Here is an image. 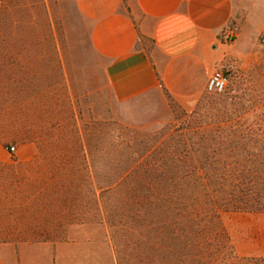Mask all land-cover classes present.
<instances>
[{"label":"rangeland","instance_id":"1","mask_svg":"<svg viewBox=\"0 0 264 264\" xmlns=\"http://www.w3.org/2000/svg\"><path fill=\"white\" fill-rule=\"evenodd\" d=\"M16 1L18 33L27 25L30 30L9 41L0 40V59L9 55L16 63L13 69L16 82L10 88L15 104L12 110H7L4 104L0 106V125L11 126L21 136L0 141V163H12V158L25 162L20 154L29 150L35 155L42 127L59 119L66 134L75 136L79 131L84 137L86 132L92 146L103 148L102 152L93 154L91 179L101 180L104 185L107 181L120 180L117 185L98 191L97 199L83 190L86 197L71 202L74 217H68L67 213L49 217L35 202L45 192L42 188L45 189L46 183L35 182L43 178L44 172L27 169L26 173L24 169H16L14 175L6 173L10 179L19 177L32 183L23 181L21 185L7 187L0 182V242L25 241L32 235L29 229L20 227L18 220L47 225L59 217L61 223L40 227L43 236L77 244L90 264H213L211 255L217 250L221 252L220 258L228 259L229 244L222 236L191 229L186 202L178 203L177 195L171 191L147 199L145 189L154 186L155 181L145 180L141 165L133 174L126 173L131 164L148 154H161L167 149L166 141L177 143L180 124L190 120L209 123L215 119L218 113L215 108H221L218 116L226 126L232 119L241 126L264 124V56L255 63L219 64L216 68L228 73L227 90L223 94L204 90L202 106L195 115H191L195 107L190 111L180 107L182 112L174 115L171 108V113H167L157 101L146 99L120 105L115 114L109 108L105 63L90 45L89 22L80 15L74 0ZM141 41L144 48H151L150 39L141 38ZM2 69L0 88L5 95L6 84L2 79L5 68ZM27 76L31 78L28 83L24 80ZM29 95L30 99L24 102ZM95 122H116L130 130H118L110 124L112 131L108 134L96 133ZM207 137L199 139V135L189 134L182 138L181 143L186 147H180L179 154L201 157L211 153L215 143ZM7 143L16 146L14 153L6 150ZM219 147L228 162L231 157L236 158L240 167L255 165L259 157L264 162V137L234 136L226 131ZM189 166L188 162L182 164L184 168ZM3 175L5 172L1 174L0 170V178ZM91 179H86L88 188ZM162 185L167 187L171 183L163 179ZM7 188L11 195L5 199L3 192ZM180 199L187 200L188 195H181ZM11 221L14 230L8 226ZM5 229L12 231L6 230L8 234L4 235ZM234 252L238 255L235 249Z\"/></svg>","mask_w":264,"mask_h":264},{"label":"crops","instance_id":"2","mask_svg":"<svg viewBox=\"0 0 264 264\" xmlns=\"http://www.w3.org/2000/svg\"><path fill=\"white\" fill-rule=\"evenodd\" d=\"M74 2L105 63L114 112L146 99L171 113L155 70L173 100L190 111L219 64L255 63L264 56V0H128L129 12L123 0ZM229 23L237 33L225 44L219 34ZM141 38L150 39V49ZM33 155L29 150L20 157ZM221 222L239 256L264 257V212H223ZM85 259L71 242H0V264H90Z\"/></svg>","mask_w":264,"mask_h":264},{"label":"trees","instance_id":"3","mask_svg":"<svg viewBox=\"0 0 264 264\" xmlns=\"http://www.w3.org/2000/svg\"><path fill=\"white\" fill-rule=\"evenodd\" d=\"M127 1L123 0V3L129 12ZM17 7L16 0H0V40L9 41L19 34L22 36L26 35L30 30V27L27 25L18 33L16 24ZM27 11L28 8H25V14H27ZM3 64L4 66H2ZM15 64L14 59L9 55L4 60L0 59V71L3 70V67L5 68L2 79L6 84L5 95H2L0 88V106L4 104L7 110H12L15 104L13 98L10 97L11 85L16 82L13 71ZM155 74L174 115L182 112L180 106L162 85L160 76L156 70ZM24 78L26 83L29 82L28 79L31 80L28 76ZM30 96H27L24 102H27ZM203 100L204 97L201 95L191 115L197 114ZM216 105L221 106V104ZM215 109L218 113L215 119L210 120L209 123L192 122L190 120L180 124L177 127L179 137L175 140L177 143H171V139L166 141L167 149L156 156L150 153L145 158H142V160H137V162L131 164L127 169L126 175L133 174L135 168L141 165L144 168L143 177L145 180L151 181L153 179L155 181L154 186H147L145 189L147 199L155 194H161L162 191H171V193L177 195L178 203H187V212L191 219L192 230L196 232L202 231L214 237L222 236L225 239L229 244L230 255L228 259L220 258L221 252L216 249L217 251H213L211 255L213 264H264V257H243L237 255L234 252L230 237L221 222V214L223 212H264L263 158L259 157L255 165L253 164L249 167H242L241 165L240 167L236 158L231 157L232 160L228 162L221 154L219 147L220 138L226 131H229L234 136L245 134L246 136L264 137V124L249 123L241 126L236 124L232 119V122L226 126L224 120L218 116L221 108ZM94 124L96 127L93 130L96 133L105 132V134H108V132L112 131L109 127L110 124L116 126L118 130H130L116 124V122H95ZM85 127H87L86 124ZM85 134L86 132H84V137L79 131H77L75 136L74 134H66L63 122L59 121V119H56L53 123L48 122V124L42 127L38 151L31 160L17 162L12 158V163H0L1 174L5 172V175L0 178V182L7 187H11L12 184L21 185L23 181L32 183L28 182V180H21L19 177L10 179L9 176L14 175L16 169H24L26 173L29 169H34L40 174L43 171V178L35 180V182L46 183L45 189L42 188L45 192L35 201L37 206H42L41 209L49 217H60L63 213L74 217L76 214L71 208V202L72 200H81L86 197V193H82L83 190L94 199H97L99 196L98 191L101 193L103 190L117 185L120 180L119 178L115 181H107L104 185L101 180L93 181L91 179L89 170L93 154L95 152H102L103 148L98 149L97 146H92L87 138V134L85 138ZM189 134L199 135V139L208 136V140L215 143L214 145L212 144L214 148H212L211 153L206 152L201 157L179 154L180 147H186L184 143H181L182 138ZM20 136L19 131L11 126L0 125V141H4L6 138H19ZM10 145L13 144L7 143L5 148L8 149ZM187 162L190 166L188 168L182 167V164ZM84 170L87 171L84 172ZM79 171H83L82 175L78 173ZM6 173L9 176H6ZM87 178L91 179L89 183L91 187L89 188L88 185H85ZM163 179L171 183V185L167 187L162 185L160 187ZM24 191L27 193L26 189ZM3 193L5 199L10 198L11 194L10 192L8 193V188ZM184 194L188 195L187 200L180 199V196ZM26 197L28 198L29 196ZM59 199L62 201L61 203ZM75 204L77 203H73L72 205ZM59 217L58 220H50L47 225L35 220H18L20 227L27 228L32 233L25 241H53L49 237L43 236L44 231L40 230V227L45 228L55 225V223H61ZM13 224L14 222L11 221L8 223V226L14 230L15 224ZM6 230H3L5 231L4 235L8 234ZM7 231L12 230L8 229Z\"/></svg>","mask_w":264,"mask_h":264},{"label":"built area","instance_id":"4","mask_svg":"<svg viewBox=\"0 0 264 264\" xmlns=\"http://www.w3.org/2000/svg\"><path fill=\"white\" fill-rule=\"evenodd\" d=\"M237 29L236 27L229 23L223 28L219 34V39L222 43L229 44L233 43L236 38ZM228 85V73L221 67L216 68L209 78L207 79L205 90L208 93L213 94H223L227 90ZM9 153H14L16 151L15 145H10L6 149Z\"/></svg>","mask_w":264,"mask_h":264}]
</instances>
